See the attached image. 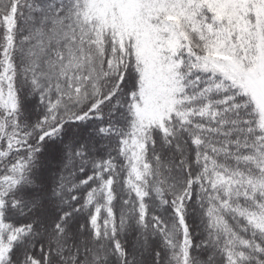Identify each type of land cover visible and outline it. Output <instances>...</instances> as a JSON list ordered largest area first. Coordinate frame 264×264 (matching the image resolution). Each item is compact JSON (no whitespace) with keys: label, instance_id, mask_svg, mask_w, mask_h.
<instances>
[{"label":"snow or ice","instance_id":"snow-or-ice-1","mask_svg":"<svg viewBox=\"0 0 264 264\" xmlns=\"http://www.w3.org/2000/svg\"><path fill=\"white\" fill-rule=\"evenodd\" d=\"M0 264H264V0H0Z\"/></svg>","mask_w":264,"mask_h":264}]
</instances>
